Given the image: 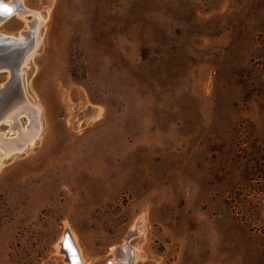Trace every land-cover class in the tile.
I'll list each match as a JSON object with an SVG mask.
<instances>
[{"label": "rangeland", "instance_id": "1", "mask_svg": "<svg viewBox=\"0 0 264 264\" xmlns=\"http://www.w3.org/2000/svg\"><path fill=\"white\" fill-rule=\"evenodd\" d=\"M22 2L41 130L0 156V264H71L67 231L84 264H264V0Z\"/></svg>", "mask_w": 264, "mask_h": 264}, {"label": "bare ground", "instance_id": "2", "mask_svg": "<svg viewBox=\"0 0 264 264\" xmlns=\"http://www.w3.org/2000/svg\"><path fill=\"white\" fill-rule=\"evenodd\" d=\"M3 2L4 1L0 0V5ZM9 4L13 6V10L8 13L0 12V25L15 13L21 17H26L27 13L34 12L25 7L22 0H12ZM34 13L36 14L37 18L33 21H30L31 27L28 30L22 31L19 36L8 35L11 36L10 38L14 40H21L23 42L21 44L23 48L22 51H17V53H10V57L2 63L3 66L9 68L11 72V78L4 83L2 88L0 87V123L9 122L10 125H12L13 129L18 130V134L15 137H7L5 133L0 132V156L9 155L16 151L23 150L30 144L33 145L36 142L41 130V123L39 121V108L32 104V102L26 98V96L24 95L25 91L23 90V87L21 85L22 64L39 44L37 36V23L39 22H37V19L39 17L36 12ZM3 39V36H0V40ZM7 46L12 48V45ZM23 114H27L31 119V122L28 125L27 129H22L19 124V119ZM71 236V233L68 232L67 239L74 247V250H71L68 253L67 250L63 248L65 245H67V241L65 240L66 233L63 241L58 243V247L61 246V250L66 254V257H68L69 254L73 257H76L78 255L81 259V262L84 264L79 249ZM132 248L129 242H126L123 245L112 247L114 258L111 259L109 263L133 264L135 258L139 254ZM68 261L72 264L71 260Z\"/></svg>", "mask_w": 264, "mask_h": 264}, {"label": "water", "instance_id": "3", "mask_svg": "<svg viewBox=\"0 0 264 264\" xmlns=\"http://www.w3.org/2000/svg\"><path fill=\"white\" fill-rule=\"evenodd\" d=\"M7 5H9V6H7ZM12 10H13V6L11 4H9L8 2H3L0 5V12L1 13H8ZM0 36L1 37L3 36V38H4L3 40H0V70H2L4 68H8V67L3 66V64H2L3 61L7 60L10 57V53H17V51H20V50L22 51L23 47L21 46V44L23 42L21 40H14V39L10 38L11 36L2 34L1 32H0ZM7 45H12V48L7 46ZM10 74H11V72H10ZM68 232L69 231L66 232V238H65V240L67 241V245H65L63 248L66 249L67 252L69 253V251L74 250V247L72 246V244L67 239L68 238L67 237ZM66 259L71 260L72 264H83L78 255L76 257H73V256H70V254H69V256Z\"/></svg>", "mask_w": 264, "mask_h": 264}]
</instances>
